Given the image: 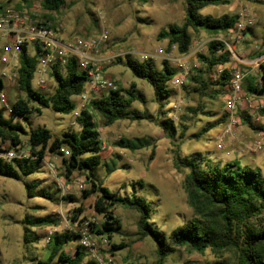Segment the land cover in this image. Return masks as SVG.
I'll return each mask as SVG.
<instances>
[{
    "label": "rangeland",
    "instance_id": "374dc122",
    "mask_svg": "<svg viewBox=\"0 0 264 264\" xmlns=\"http://www.w3.org/2000/svg\"><path fill=\"white\" fill-rule=\"evenodd\" d=\"M0 1L5 4V9L20 10L21 6L37 8L43 18L50 16L63 40L87 38L102 33L110 36V48L100 52L99 56L113 52L116 58L103 67L104 73L124 89H130L132 83L136 84L144 101H136L131 109L147 114L149 119L122 120L106 127L104 118L98 115L95 117L105 147H102L103 161L96 175L101 184L116 196L136 197L147 201L152 207V223L164 233L169 234L195 216L184 189L188 170L175 165L178 158L200 154L220 166L238 161L242 166L259 172L264 181V95L248 93L246 90L249 84L254 87L261 86L264 59H261L260 66L251 63L264 58V0H228L229 4L226 6H210L202 11L204 15L219 17L223 14H239L242 9L247 8L255 16V25L248 32L247 39L237 48L238 56L247 65L231 59L227 65L214 69L213 73L214 81L224 70L231 72L238 66L247 73L244 100L237 105L233 115L228 114L225 109L227 89L223 90L224 94L221 96L215 94L217 87L213 85H209L210 88L204 91L210 95L189 92L195 84L188 80L186 87L171 88L172 96L159 101L154 88L146 80L137 78L125 63L119 62L120 58L125 59L132 50L154 53L162 48L167 51V48H170L168 40L161 39L160 33L172 24L182 26L185 23V0H65V5L59 13L46 11L42 7V0ZM190 31L193 42L189 52L180 54L174 46L170 51L173 49L176 57L187 59L185 63L191 76L196 68H204L199 56L209 53L207 43L217 35L205 30ZM202 44L204 47L200 50L198 47ZM135 58L141 60L137 55ZM164 61L167 60L159 58L154 63L161 69ZM167 62L180 73L178 63ZM56 87L55 80L49 75L48 88L42 92L51 95ZM108 93L102 91L89 96L100 98ZM23 96L24 93L21 97ZM73 100L79 110V97H74ZM175 105L180 106V109H175ZM5 116L21 124L26 130L27 134L22 135V148L28 158L32 156L29 140L32 130L45 127L56 136L73 131L70 125L72 116L56 113L52 109H44L41 115L34 114L28 120L7 113ZM244 117H248L251 124L258 129L246 124ZM163 121H168L172 126V135H168L160 126ZM121 138L131 141L145 139L150 142V146L136 151L121 148L118 146ZM259 141H263L262 149H249H253L254 143ZM219 144H223L225 149H218ZM6 147H9V143H6ZM63 149L61 154L48 152L39 173L24 179L38 183L36 195L41 190L48 189L54 193L55 200L38 196L29 198L23 181L0 176V264H38L39 259H48L50 255L49 248L43 247L44 237L48 232H74L78 227L77 222L84 218L103 223L104 217L99 216L94 208L98 194L84 198V191L92 189L85 174L76 171L70 178H66L64 159L69 156L65 153L68 149ZM48 164H52L53 169ZM64 196H73L74 200H64ZM79 208L83 209V213L77 222L73 223ZM113 212L120 220L122 229L114 235L109 246L111 248L113 243L121 242L128 244L127 248L115 253V258L120 263L156 264V243L151 238L140 240L137 235L140 215L122 205L116 206ZM28 215H53L58 218L59 225L34 228L43 239L28 247L23 240L22 224ZM76 248L77 243H71L66 246L65 251L73 255ZM108 253L110 254V251ZM234 262L235 258L230 253L219 256L210 250L199 254L187 248H178L164 264ZM53 264L65 263H60L58 257H55Z\"/></svg>",
    "mask_w": 264,
    "mask_h": 264
},
{
    "label": "trees",
    "instance_id": "16d2710c",
    "mask_svg": "<svg viewBox=\"0 0 264 264\" xmlns=\"http://www.w3.org/2000/svg\"><path fill=\"white\" fill-rule=\"evenodd\" d=\"M185 4V23L182 26L172 24L159 36L168 40L170 48L177 47L180 54H187L190 50L193 42L190 29L197 32L205 30L218 36L234 28L238 21L237 14H223L219 17L202 14L207 7L228 5V0H185ZM64 5L65 0H42L43 8L49 12L59 13ZM44 19L56 28L50 16ZM170 48H167V51H170ZM208 51L207 55L199 56L204 68H196L195 73L189 77L191 83L195 84L189 92L210 95L205 94L204 91L210 88L209 85H213L217 87L215 94L221 96L230 81V72L224 70L215 81L213 73L217 67L225 66L230 62L231 54L225 51L223 44L216 41L208 43ZM119 62L125 63L137 78L146 80L154 88L155 96L159 101L172 96L173 90L169 82L178 71L167 61H164L161 69H158L152 60L141 61L132 55H127L125 59L120 58ZM37 65L36 56H30L24 50L18 71L19 95H15L16 100L12 103V115L28 120L34 114L41 115L44 109H52L63 115L72 114L77 109L73 98L81 96L88 83V77L79 69L77 59L70 58L65 66L54 65L51 76L57 87L51 95L35 89L33 85ZM262 69L261 86L254 87L249 84L246 88L248 93L264 95V67ZM23 93L26 97H21ZM211 98L215 97L211 96ZM136 101L143 102L144 99L137 90L136 84L132 83L130 89L118 87L116 91L109 92L106 96L92 99L77 117L81 128L79 131L56 136L45 127L32 130L29 133L32 156L23 160L0 161V176L23 181L29 198L38 196L55 200L54 193L48 189L41 190L36 195L38 183L24 179L39 173L48 152L61 154L62 149L67 148L70 156L64 159L66 178L80 171L92 185L90 191H84V198L94 193L98 194L94 208L99 215L104 216L105 221L100 226L94 225V232L97 235L113 240L114 235L122 229V224L113 209L122 205L135 210L140 215L137 235L140 240L151 238L156 243L158 255L156 264H164L178 248H187L199 254H205L210 250L219 256L230 253L235 258L234 264H264V181L259 172L242 166L238 161L227 162L220 166L200 154L189 158H178L175 165L188 170L184 189L188 204L195 216L169 234L152 223V207L147 201L136 197H118L101 184L96 171L102 165L103 143L95 117L98 115L104 118L106 127L122 120L149 119L147 114L131 109ZM243 121L250 127L258 129L251 124L248 117H244ZM160 126L168 132V135H172V126L168 121L161 122ZM26 134L21 124L8 119L5 112L0 109L1 142L9 143V149H18L23 147L22 135ZM118 146L136 151L149 147L150 142L145 139L131 141L121 138ZM63 199L74 200V197L64 196ZM82 213L83 209L79 208L72 220L73 223L77 222ZM22 224L23 240L29 247L43 239V236L33 230L34 228L58 226L59 220L53 215L41 217L28 215L23 219ZM77 241L78 236L73 232H55L51 244L48 245L49 258L39 259L38 264H53L55 257H58L60 263L65 264H95L87 260V253L80 248H77L73 255L65 251L67 245ZM127 247L128 244L125 242L113 243L109 251L114 256Z\"/></svg>",
    "mask_w": 264,
    "mask_h": 264
},
{
    "label": "built area",
    "instance_id": "2783aa9c",
    "mask_svg": "<svg viewBox=\"0 0 264 264\" xmlns=\"http://www.w3.org/2000/svg\"><path fill=\"white\" fill-rule=\"evenodd\" d=\"M4 7L5 4L0 1V109L5 114H12L10 96L13 97V93L15 95L19 94L18 71L20 68V57L24 50L29 55H35L37 58L38 65L34 73L36 78L34 87L39 91H44L48 88V77L52 74L54 65L61 64L65 66L72 57L77 59L79 69L85 72L88 77V94L102 91L112 92L118 89L117 82L106 77L103 69L105 65L111 63L116 57L113 52H107L104 56H99L100 52L110 48L111 40L107 33L87 38L76 37L70 40H62L58 35V29L54 28L50 22H47L37 8L22 7L19 8L20 10H15L5 9ZM237 15L238 21L234 28L213 37L208 43L216 41L223 44L225 51L231 54L232 60H238L239 63L247 65L238 56L237 48L241 42L247 39V34L255 25L256 20L253 13L247 8L242 9ZM203 47L204 44L198 48L201 50ZM128 55L134 57L137 55L141 61H156L159 58H163L164 60L178 63L180 73L169 82V86L172 89L184 87L189 80L190 72L185 63L187 59L176 57L173 49L167 52L165 49L160 48L154 53H141L132 50ZM261 59L264 58L254 61L251 65L255 64L258 66ZM246 77L247 73L241 66L234 67L230 72V81L226 87L228 93L224 99L226 112L230 115L235 113L237 105L244 100V81ZM174 107L175 109H180L178 105ZM70 125L74 128L75 120L71 121ZM262 142H255L252 146L254 148L249 149L255 151L262 149ZM218 149L224 150L225 146L219 144ZM62 150L64 151V149ZM65 153L70 156L69 150L65 151ZM27 158V153L22 147L9 149V147H6V143L0 141V161L10 162L15 159L23 160ZM48 165L53 169L52 164ZM77 224L78 227L73 232L78 236V241L75 243H77V248L87 253L89 262H94L95 264H133L132 262L120 263L115 256L108 253L110 240L94 232V225H101L95 219L82 220ZM54 234L55 232L53 231L46 234L43 243L44 248L51 244Z\"/></svg>",
    "mask_w": 264,
    "mask_h": 264
},
{
    "label": "crops",
    "instance_id": "0c3cea01",
    "mask_svg": "<svg viewBox=\"0 0 264 264\" xmlns=\"http://www.w3.org/2000/svg\"><path fill=\"white\" fill-rule=\"evenodd\" d=\"M21 8H22V6H21ZM63 40V39H62ZM30 56H35V55H30ZM37 59V58H36ZM35 80V76H34V78H33V81ZM245 82V81H244ZM34 85V84H33ZM227 89V88H226ZM13 95V97H11L10 96V100H11V102L13 101H15L16 100V97H15V94L13 93L12 94ZM19 95V94H18ZM17 96V95H16ZM79 97V101H80V104H79V107H80V109L78 110V107H77V109L72 113V114H70L71 116H72V121H74L75 120V126H74V128L72 127V129H73V131H79L81 128H80V125L78 124V122H77V116H79V114L81 113V111L83 110V109H85L86 107H87V105H88V103L91 101V99H95V98H97V97H94V96H89V94L87 93V85H86V87H85V89H84V92H83V94L81 95V96H78ZM12 102V103H13ZM76 114H78L77 116H76ZM103 143V142H102ZM103 145H104V143H103Z\"/></svg>",
    "mask_w": 264,
    "mask_h": 264
}]
</instances>
